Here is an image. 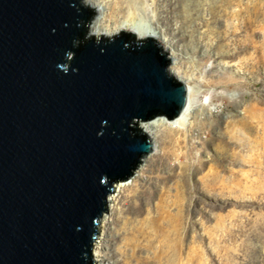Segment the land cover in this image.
<instances>
[{
	"label": "water",
	"instance_id": "1",
	"mask_svg": "<svg viewBox=\"0 0 264 264\" xmlns=\"http://www.w3.org/2000/svg\"><path fill=\"white\" fill-rule=\"evenodd\" d=\"M80 0H0V264H96L107 199L187 87L152 37L91 36Z\"/></svg>",
	"mask_w": 264,
	"mask_h": 264
},
{
	"label": "rangeland",
	"instance_id": "2",
	"mask_svg": "<svg viewBox=\"0 0 264 264\" xmlns=\"http://www.w3.org/2000/svg\"><path fill=\"white\" fill-rule=\"evenodd\" d=\"M82 1L100 36L150 24L191 89L185 125L153 129V155L113 188L95 262L264 264V0Z\"/></svg>",
	"mask_w": 264,
	"mask_h": 264
},
{
	"label": "bare ground",
	"instance_id": "3",
	"mask_svg": "<svg viewBox=\"0 0 264 264\" xmlns=\"http://www.w3.org/2000/svg\"><path fill=\"white\" fill-rule=\"evenodd\" d=\"M80 1H82V0H80ZM82 2L85 5L90 6L88 3H86V1H82ZM119 30H128V26L124 25ZM88 34L91 35V36L92 35L100 36L98 34V30L93 31V30L89 29V33ZM132 34L136 35L137 37L139 36L141 38L152 37V38L156 39L155 38V31L152 28V26L150 24H148V23L139 22L138 26H137V30H135L134 33H132ZM106 36H110V35L106 34ZM165 54L169 57V54H167V53H165ZM170 64H171V62H170ZM167 71H168L169 75L172 76L176 81L182 83L181 81L177 80L173 75L170 74L171 72L169 70V66L167 67ZM182 84H184V83H182ZM190 93H191V89L187 87V103H186V106L183 109V111L178 115V117H176L174 120L168 121L165 117H157V118H154L153 120L148 121V122H138V124H137L138 128L148 136V138H149V140L151 141V144H152V151L149 154H147L146 156H144L142 162H144V160H146L150 155H153L154 145H153L152 137H151V133H150L153 129L157 128L159 125L164 124V123H170L174 128H179V127H182V125H185V123L188 120V112H189V107H190V97H189ZM142 162L140 163V165L142 164ZM140 165L137 167V169L135 170V172L133 174H136L137 172H139V170L142 168V165L141 166ZM133 174L131 175V177L133 176ZM131 177L129 179H127V180H131L133 178V177L132 178ZM127 180H125L123 182H120L117 185V188L121 189L122 187H125L127 185V182H128ZM115 196H116V191H114L113 193L111 192L109 194L108 199H107V205H106L107 209H109V210L111 209V204L115 201ZM105 220H106V216L103 217L101 223H103ZM100 226H101V224H100ZM100 240H101V237L97 236L96 242H95V249H94V252H95L94 257H96L95 259L98 258V254H97L98 251L97 250H98V245L101 242ZM163 245L164 246H168V243L167 242H163ZM169 260H170V257L168 256L167 257V263H169L168 262ZM98 261L96 263L97 264H101L100 261H99V263H98Z\"/></svg>",
	"mask_w": 264,
	"mask_h": 264
}]
</instances>
